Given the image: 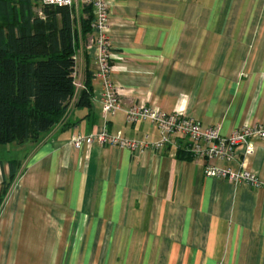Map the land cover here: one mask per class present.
<instances>
[{
    "label": "crops",
    "instance_id": "obj_1",
    "mask_svg": "<svg viewBox=\"0 0 264 264\" xmlns=\"http://www.w3.org/2000/svg\"><path fill=\"white\" fill-rule=\"evenodd\" d=\"M111 1L121 109L105 115L98 45L88 46L97 33L79 34L76 75L91 78V106H76L78 92L39 140L0 145V264H264V185L206 176L181 134L137 151L71 143L102 131L159 141L157 126L127 122L140 101L222 135L264 125V0ZM253 146L214 164L264 181V138Z\"/></svg>",
    "mask_w": 264,
    "mask_h": 264
},
{
    "label": "trees",
    "instance_id": "obj_2",
    "mask_svg": "<svg viewBox=\"0 0 264 264\" xmlns=\"http://www.w3.org/2000/svg\"><path fill=\"white\" fill-rule=\"evenodd\" d=\"M76 17L67 5L0 0V145L37 141L61 122L76 94L79 34L85 40L93 30L92 7L82 6L80 30ZM90 82L76 106H91Z\"/></svg>",
    "mask_w": 264,
    "mask_h": 264
},
{
    "label": "built area",
    "instance_id": "obj_3",
    "mask_svg": "<svg viewBox=\"0 0 264 264\" xmlns=\"http://www.w3.org/2000/svg\"><path fill=\"white\" fill-rule=\"evenodd\" d=\"M42 4L69 6L73 7L75 3L92 7L94 19L92 29L97 33L88 39V46L98 45V63L99 70L95 76L101 77V102L104 113L113 114L121 109L120 89L113 82L110 76L112 65L110 59L113 56L111 52L112 43L106 36L110 21L111 0H41ZM76 93L85 88L84 81L75 75ZM129 124L141 121H148L157 126L160 130L161 138L157 142L137 141L123 137L120 133L113 135L107 131L84 135L76 133L71 138V143L75 148L89 146L94 142L102 145H119L137 150L146 148L160 149L170 143L177 134L184 135L190 140V149L196 157L206 159L204 173L206 176L222 177L234 182H249L255 186L264 185L255 174L243 170L236 172L231 168H223L214 164L217 159H232L238 146L244 145L246 153L251 154L254 151L253 139L264 138V125L244 126L235 129L229 135H222L219 126H203L202 122L192 116L178 113L166 112L161 108L140 101L133 104L126 114Z\"/></svg>",
    "mask_w": 264,
    "mask_h": 264
},
{
    "label": "rangeland",
    "instance_id": "obj_4",
    "mask_svg": "<svg viewBox=\"0 0 264 264\" xmlns=\"http://www.w3.org/2000/svg\"><path fill=\"white\" fill-rule=\"evenodd\" d=\"M38 5L40 6V3H39V4H36L37 7H39ZM82 6H83V5H81L80 3H75V4L73 5L72 8L75 9V11L78 10V12H79V11L82 10ZM76 18H78V17H76ZM0 21H1V20H0ZM67 112H68V109H67L65 115L67 114ZM65 115L63 116V118L65 117ZM63 118H62V120H63ZM62 120H61V121H62Z\"/></svg>",
    "mask_w": 264,
    "mask_h": 264
}]
</instances>
